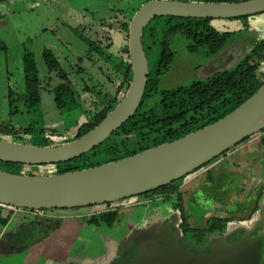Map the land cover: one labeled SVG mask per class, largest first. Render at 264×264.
I'll return each instance as SVG.
<instances>
[{
	"label": "rangeland",
	"instance_id": "374dc122",
	"mask_svg": "<svg viewBox=\"0 0 264 264\" xmlns=\"http://www.w3.org/2000/svg\"><path fill=\"white\" fill-rule=\"evenodd\" d=\"M146 1L148 0H0V41L7 45L6 50L0 49V114L3 121L17 129L34 123L37 128L56 129L65 139L72 138L80 125L92 118L94 112L91 96L85 92L86 85H102L115 93L121 82L113 64L102 57L98 50L91 51L75 29L106 48L107 52L120 56L127 42L118 28V21L125 16L133 17ZM211 24L219 31L233 33L225 46L213 54L203 48L191 51L190 39L183 35L174 36L171 41L173 61L169 70L161 75L159 89L190 85L195 81L207 80L216 73L231 70L245 59L257 40L264 39V13L248 18L213 19ZM163 37L162 30L157 34V43L149 54L151 67L161 54L160 41ZM25 45L35 54L42 86L41 109L29 114L25 103L19 99L25 93ZM45 48L51 49L58 57L82 99V107L68 114H62L57 108L51 91L61 80L56 72L49 71L43 55ZM11 92L17 98L18 113L11 114ZM125 93L120 94L121 99ZM159 99L160 94L156 93L146 105H154ZM33 135L39 140L45 136L51 137L38 132ZM237 168L238 166L235 169ZM47 170L45 167H24L22 172L43 174ZM227 172L213 170L212 175L205 173L185 188H182L185 178L179 181L182 188L180 192H184L186 197L182 210L176 206L178 195L169 200H147L138 195L95 208L42 212H27L21 208L2 206L0 264H131V254L148 246L159 235L162 224L168 221H171L175 235L186 247L205 253L214 239H234L248 229H257L262 225L264 227V196L260 199L259 192H254L252 185L241 191L230 192L236 181ZM257 178L258 181L261 180V176ZM258 181L255 182L260 186ZM260 183L264 186L263 179ZM203 184L214 187V192H199L197 189ZM218 199L226 204L239 199L243 207L235 209L230 206L231 208L221 210L214 205ZM113 208H118L119 213L112 227L86 223L85 218L91 214ZM255 210L253 218L258 221L254 224H242L232 216L243 213L253 215ZM181 214L187 217L192 228L201 231L208 228L211 219L223 218L229 221L219 232L204 230L206 235L199 241L192 234L185 235L181 231ZM7 217H10L9 221H1V218ZM262 229L258 233L264 235V228ZM188 259L179 258V263L199 262Z\"/></svg>",
	"mask_w": 264,
	"mask_h": 264
},
{
	"label": "water",
	"instance_id": "95a60500",
	"mask_svg": "<svg viewBox=\"0 0 264 264\" xmlns=\"http://www.w3.org/2000/svg\"><path fill=\"white\" fill-rule=\"evenodd\" d=\"M264 13V0L203 2L148 0L129 25V57L132 81L119 104L94 129L60 145L37 146L0 139V160L26 165L68 161L107 140L140 107L147 87L150 65L143 31L156 17L234 19ZM264 129V84L236 109L201 129L135 155L98 166L60 174H17L0 169V205L15 208L73 209L102 205L147 193L199 170L225 151ZM251 231L239 239H218L209 253H189L173 238L168 221L154 241L150 257L137 264H181L179 258L198 264H261L263 241H251ZM189 260V259H188Z\"/></svg>",
	"mask_w": 264,
	"mask_h": 264
},
{
	"label": "trees",
	"instance_id": "16d2710c",
	"mask_svg": "<svg viewBox=\"0 0 264 264\" xmlns=\"http://www.w3.org/2000/svg\"><path fill=\"white\" fill-rule=\"evenodd\" d=\"M185 1L238 2L243 0ZM248 17L251 16L240 18ZM131 19L132 17L125 16L124 19L118 21V28L123 33L127 42L120 56L107 52V50H105L106 48L98 45L80 30L75 29L91 51L98 50L102 57L113 64L114 69L121 77V82L115 93L109 91L102 85H86L85 92L91 96V106L94 112L92 118L81 124L72 138L65 139L63 134L58 133L56 129L50 130L45 127L37 128L34 123L26 128L17 129L5 123L0 114V139H11L16 142L37 146L60 145L81 137L99 125L107 114L119 104L121 100L120 94L128 90L132 81L133 74L128 47ZM212 20L211 18L162 16L152 19L146 25L142 36L148 60L150 52L157 43V34L163 30L164 37L160 41L161 54L153 67H151L149 62L150 74L147 87L142 103L136 113L100 145L76 158L60 163L26 165L0 160V169L12 173L24 174L22 172L24 167H45L48 169L46 171L47 173L44 172L45 174H60L98 166L135 155L152 147L178 139L214 123L236 109L256 93L264 84V39L257 40L245 59L231 70L216 73L207 80L195 81L190 85L178 86L171 89H159L160 77L169 70L170 64L173 61L174 53L171 48V41L174 36L183 35L190 39L191 51H197L199 48H203L209 54H213L225 46L233 33L230 31H219L211 24ZM0 49H7V45L2 41H0ZM125 54L127 55L126 58L124 57ZM43 55L49 71L51 73L56 72L61 80V82L51 90L54 94L57 108L62 114H68L82 107V99L77 94L68 71L62 67L58 57L49 48L44 49ZM23 65L25 93L19 97V99L25 103L27 113L29 114L38 112L41 109L42 86L35 54L28 45H25L24 48ZM82 71L83 70L80 68V72ZM156 93L160 94L159 101L154 105H146L147 101ZM9 99L11 114L18 113L19 109L16 107L17 100H15L17 98H14L12 92L10 93ZM47 131L49 132L47 133ZM37 132L51 135L53 139L49 136H45L42 140H39L37 136L33 135ZM257 134L262 135L261 141L264 143V129ZM249 138L250 137L246 138L244 141ZM59 139L61 141H57ZM230 150L225 151L221 156L225 155ZM221 156L215 158L203 167L211 164ZM29 174L36 175L40 173ZM184 178L139 196L147 200L151 198L169 200L175 195H178L176 206L182 210L183 201L179 181L181 182ZM109 204L111 203L105 205ZM2 206L3 205H0V207ZM99 206L101 205L89 207L95 208ZM24 210L27 212L36 211L28 208H24ZM47 210L54 211L59 209H42V211ZM118 213V208L95 212L86 217L85 221L89 225L100 226L105 224L112 227L118 219ZM9 218L10 217L1 218V221L6 223L10 220ZM228 221L229 219L223 218L211 219L208 228L202 231L219 232L227 225ZM179 227L185 235L192 234L194 237H197L199 241H202L203 237L206 235L205 231L202 232L199 229L192 228L184 214H181ZM240 236L241 234L234 239L228 240L233 241L239 239ZM216 240L218 239H214L213 241ZM263 251L264 238L262 252ZM205 253H209V249H207ZM263 263L264 260L261 261V264Z\"/></svg>",
	"mask_w": 264,
	"mask_h": 264
},
{
	"label": "crops",
	"instance_id": "0c3cea01",
	"mask_svg": "<svg viewBox=\"0 0 264 264\" xmlns=\"http://www.w3.org/2000/svg\"><path fill=\"white\" fill-rule=\"evenodd\" d=\"M261 138H262L261 134L251 136L248 140L243 141L239 143L238 145L234 146L229 152H227L225 155L221 156L220 158L216 159L211 164L205 167H202L201 169L186 176L184 184L182 185V188H185L186 185L193 182L195 179H197V177H200V175H203L205 173L212 175L213 170L214 171L224 170L226 172L228 171L227 173H229L230 177H234L236 181V182L234 181L236 184L233 187V189L230 190V192L241 191V190H244L248 185H252L254 186L252 187L253 191L254 192L258 191L259 192L258 197L261 199L264 196V186H262L260 183L262 179L264 182V143L261 141ZM237 166L238 168L235 169ZM238 171L239 173L237 174ZM250 171L252 172L251 174H250ZM258 176H261V180L259 181L257 178ZM255 181L256 182L258 181V184L260 186H258ZM182 188H180V190ZM214 189L215 188L211 187L210 185L207 186L203 184L197 190H199V192L207 193V191H210V190L214 192ZM181 193H182V201H184L185 199V202H186V197L184 195V192H181ZM215 196H216V193H215ZM241 202L242 201H239L238 199L237 201H234L231 204H226V203H222L218 199V200H215L214 205L215 207L220 208L221 210H226L230 206H233L235 209L236 208L240 209V207H243V203ZM255 214H256V210L253 212V215H247V213L245 214L243 213L242 215L235 214L232 216H234L235 218H238L242 222V224L247 225V224H252V223L254 224L255 221H258V220H254L253 218ZM262 228H264L263 225L262 227H258L257 229H252V230L248 229L249 231H251L249 237L250 236L256 237L257 235H260V233L258 232H262L263 231Z\"/></svg>",
	"mask_w": 264,
	"mask_h": 264
},
{
	"label": "flooded vegetation",
	"instance_id": "af4514ba",
	"mask_svg": "<svg viewBox=\"0 0 264 264\" xmlns=\"http://www.w3.org/2000/svg\"><path fill=\"white\" fill-rule=\"evenodd\" d=\"M164 225H165V224H162V226H161V230L163 229ZM160 232H161V231H160ZM160 232L158 233L159 235H157L156 238H154V239L152 240V242H151L148 246L144 247V248L141 249V250L136 251L134 254L132 253V254H131L132 257H131V255H129V257L132 258L131 261H130L131 264H133V263L135 262V259H137V257H138L139 260H141V256H142L144 253H146L147 256H144V258H142V260H145V262H146L147 258L150 257L149 253L152 251L153 247H154V248H162V249H163V248H166L165 244H164L162 241L160 242L159 246H156L155 243H154V241L157 240V239L159 238L158 236H160ZM172 233H173V238H174L175 240L180 241L179 238L177 237V235H175V232H174L173 226H172ZM249 238H250L251 241H255V240H262V241H263L264 235L260 234V235H257L256 237H255V236H250ZM180 242H181V241H180ZM181 243H182L183 248L185 249V251H187V252H189V253H199V252H197V251L191 250V249H189L188 247H186V246L184 245L183 242H181ZM144 255H145V254H144ZM262 260H264V251L262 252V255H261V261H262ZM135 264H137V263H135ZM144 264H145V263H144ZM263 264H264V263H263Z\"/></svg>",
	"mask_w": 264,
	"mask_h": 264
},
{
	"label": "built area",
	"instance_id": "2783aa9c",
	"mask_svg": "<svg viewBox=\"0 0 264 264\" xmlns=\"http://www.w3.org/2000/svg\"><path fill=\"white\" fill-rule=\"evenodd\" d=\"M125 200H127V199H125ZM129 205H131V204H129ZM129 205H126V206H129ZM37 212H42V210H36Z\"/></svg>",
	"mask_w": 264,
	"mask_h": 264
}]
</instances>
